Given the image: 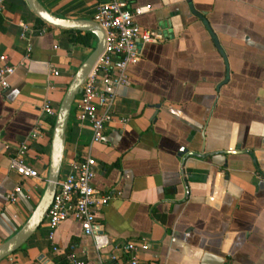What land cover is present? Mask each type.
<instances>
[{
	"label": "crops",
	"instance_id": "1",
	"mask_svg": "<svg viewBox=\"0 0 264 264\" xmlns=\"http://www.w3.org/2000/svg\"><path fill=\"white\" fill-rule=\"evenodd\" d=\"M40 1L56 16L94 20L105 0ZM127 1L131 10L145 8L139 26L165 40L140 45L102 142L91 143L90 125L74 112L62 168L64 176L76 161H97L94 186L111 196L97 223L111 245L97 251L81 224L67 219L55 253L45 221L13 256L18 264H66L74 252L102 264L133 241L149 245L139 253L143 264H264V0ZM22 22L44 27L25 0H6L0 57L17 69L10 87L0 88V244L28 221L47 187L56 118L43 106L59 109L92 52L52 27L21 39ZM28 47L30 61L21 66ZM37 128L42 137L27 160L39 177L23 181L29 198L24 192L9 203L6 195L21 183L11 159ZM238 145L247 152L227 153Z\"/></svg>",
	"mask_w": 264,
	"mask_h": 264
},
{
	"label": "built area",
	"instance_id": "2",
	"mask_svg": "<svg viewBox=\"0 0 264 264\" xmlns=\"http://www.w3.org/2000/svg\"><path fill=\"white\" fill-rule=\"evenodd\" d=\"M6 0H0V14L5 10ZM145 8H129L127 0H105L98 4L94 20L102 27L106 34L105 50L93 71L89 75L83 91L75 105V118L79 124H89L92 130L91 143H100L105 138L108 127L115 122L118 94L117 90L123 86H130L131 79L128 68L137 65L142 58L140 45L159 43L165 37L159 31L142 29L136 18L144 13ZM21 39H28L35 34H45L50 26L37 27L35 24L21 23ZM31 47L20 62L23 66L30 61ZM7 57L1 56L0 88L8 89L11 77L17 66L6 64ZM52 76H59L56 68L51 69ZM53 88V87H52ZM43 113L56 118V110L50 101L45 103ZM130 119L120 120L126 125ZM42 137L39 129H35L29 138L18 145L15 156L11 159L10 169L15 171L21 179L14 190L6 195L9 203L19 201L21 194L26 198L31 195V189L25 188L23 181L36 179L39 172L28 162L32 142ZM98 163L92 156L76 161L69 173L58 183L52 205L48 211L46 222L48 225V239L52 250L59 253L55 237L60 224L67 219H74L82 226L85 235L94 240L97 251H102L111 245L110 237L101 231L97 223V212L108 205L110 195L100 194L94 186ZM147 243L127 242L118 247L121 253H113L102 264H143L139 257L141 251L148 250ZM6 264H18L13 255L6 258ZM66 264H93L90 260L81 259L74 252L66 256Z\"/></svg>",
	"mask_w": 264,
	"mask_h": 264
},
{
	"label": "water",
	"instance_id": "3",
	"mask_svg": "<svg viewBox=\"0 0 264 264\" xmlns=\"http://www.w3.org/2000/svg\"><path fill=\"white\" fill-rule=\"evenodd\" d=\"M25 1L33 14L47 26L63 31H79L83 34L92 33L97 39V45L77 71L58 109L53 127L47 187L28 221L15 235L0 244V264L25 246L46 221L48 211L57 192L58 183L66 175L63 176L62 168L68 131L75 112L76 102L83 91L89 75L104 53L106 44L105 31L95 20L62 18L53 14L40 0ZM243 152L247 151H242L241 145H238L236 151H229L227 153L242 154ZM182 153L187 154V151H183ZM45 264H54V262L46 261Z\"/></svg>",
	"mask_w": 264,
	"mask_h": 264
},
{
	"label": "trees",
	"instance_id": "4",
	"mask_svg": "<svg viewBox=\"0 0 264 264\" xmlns=\"http://www.w3.org/2000/svg\"><path fill=\"white\" fill-rule=\"evenodd\" d=\"M33 16H34L36 23L39 26H46V24L42 20L37 18L34 14H33ZM64 32H66L67 34H69L71 36V42L83 44L86 47L90 48L91 51H93L95 49L93 39L96 37L94 34H92V33L83 34L79 31H64ZM52 124L54 127L55 119H53Z\"/></svg>",
	"mask_w": 264,
	"mask_h": 264
},
{
	"label": "rangeland",
	"instance_id": "5",
	"mask_svg": "<svg viewBox=\"0 0 264 264\" xmlns=\"http://www.w3.org/2000/svg\"><path fill=\"white\" fill-rule=\"evenodd\" d=\"M93 43H94V46L96 47V45H97V39L96 38L93 39Z\"/></svg>",
	"mask_w": 264,
	"mask_h": 264
}]
</instances>
